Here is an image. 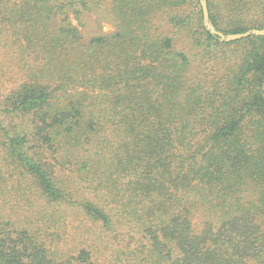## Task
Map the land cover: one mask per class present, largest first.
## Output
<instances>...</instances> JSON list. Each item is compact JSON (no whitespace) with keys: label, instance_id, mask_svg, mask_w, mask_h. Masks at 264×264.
<instances>
[{"label":"trees","instance_id":"obj_1","mask_svg":"<svg viewBox=\"0 0 264 264\" xmlns=\"http://www.w3.org/2000/svg\"><path fill=\"white\" fill-rule=\"evenodd\" d=\"M207 1L217 30L264 28V0ZM98 3L0 0V40L19 67L0 92L9 176L70 203L42 156L75 166L86 214L113 228L118 210L139 235L132 264H264V35L221 41L200 0H111L115 30L86 39L73 20ZM171 33L203 53L202 69ZM42 229L38 215L0 214V264H98Z\"/></svg>","mask_w":264,"mask_h":264},{"label":"rangeland","instance_id":"obj_2","mask_svg":"<svg viewBox=\"0 0 264 264\" xmlns=\"http://www.w3.org/2000/svg\"><path fill=\"white\" fill-rule=\"evenodd\" d=\"M111 0H100L98 7L92 11L84 12L79 20L73 23L80 25L84 38L99 34H110L115 30V19L110 15ZM163 23L162 18L158 24ZM205 24V23H204ZM164 25V24H163ZM174 38V46L185 51L193 65V70L202 69L204 66L203 53L197 49L183 34L171 33ZM1 37V33H0ZM0 40V74L6 72L7 78L3 77L0 83V92L6 94L12 87L14 78H18L19 67L13 58L7 59V53H16L17 47L11 48ZM231 50L230 47L217 49L219 54ZM209 70L212 61L208 63ZM28 120V119H27ZM14 123L22 125V118H15ZM29 124V122L27 123ZM26 124V126H28ZM44 150V149H43ZM44 161L52 164L56 172V182L63 185L65 191L76 202H48L34 190H25L22 174L14 172L9 176L8 169L4 165L3 151L0 148V214H11L12 217L39 216L40 225L46 236L54 234L55 244L61 251L69 254L86 247L92 250L94 259L98 264H132L131 252L138 246L139 235L122 224L123 217L119 211L112 212L114 217L113 228H107L102 222L95 221L86 214L79 202L85 198L92 199V195L85 189V184L79 179L76 167L67 162L56 161L50 152L44 151ZM38 158H40L38 156ZM55 166H54V165ZM108 211L109 207L100 203ZM133 237V239L131 238Z\"/></svg>","mask_w":264,"mask_h":264},{"label":"water","instance_id":"obj_3","mask_svg":"<svg viewBox=\"0 0 264 264\" xmlns=\"http://www.w3.org/2000/svg\"><path fill=\"white\" fill-rule=\"evenodd\" d=\"M202 11H203V17H204V23L208 30H210L212 33L218 35L219 39L221 41H235L239 39H243L246 37H249L253 34L255 35H264V28H254L247 30L242 33H224L223 31L217 30L215 26L210 21V13H209V7H208V1L207 0H200Z\"/></svg>","mask_w":264,"mask_h":264}]
</instances>
